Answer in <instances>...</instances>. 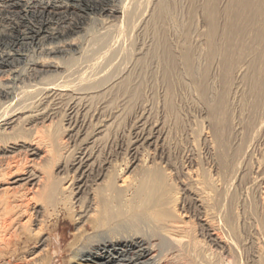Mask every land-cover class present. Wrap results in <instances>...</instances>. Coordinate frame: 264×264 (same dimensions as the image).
<instances>
[{"label": "bare ground", "instance_id": "6f19581e", "mask_svg": "<svg viewBox=\"0 0 264 264\" xmlns=\"http://www.w3.org/2000/svg\"><path fill=\"white\" fill-rule=\"evenodd\" d=\"M181 3L182 0H0V79H7L6 82L0 81V212L4 211L0 217L8 216L10 223L15 222V230H19L22 228L17 225L27 227L26 222L31 217L24 223L20 218L23 219L31 209L35 210L34 222L37 221L39 226L38 230L24 228V232L17 231L18 239L27 236L22 241L25 247H21L16 239L3 240V224L0 227L3 231V234L0 232V264H52L55 241L52 235L59 232L62 220L71 221L74 228L66 248L68 258L65 264H164L166 261L168 264H183V260L187 264H239L249 241L243 237L245 229L253 231L264 241V212L260 216L257 212L256 221H249L246 228V223H242L243 217L234 208L238 199L234 192L232 194L233 188L228 201L229 192L224 193L226 190L221 185L225 180L220 184L219 179L209 177V174H195L179 184L192 196L196 219L207 235L205 239L209 245L194 240L196 235L185 233L187 224L179 212L185 208L187 196L184 199L180 196L183 192L174 183L179 172H174L164 151L158 153L157 159L151 156V152L148 157L133 154L129 175H122L123 168L113 164L110 157L95 156L94 150V154L84 152L85 146L83 153H74V156L66 155L68 157L64 158L60 153L53 154L54 147L57 150L56 145H59V134L54 131L51 112L60 102L91 110L88 108L91 103L99 102L104 106L109 102L110 105V102L127 96L131 100L135 89L147 81L150 69L163 70L161 77L169 85L166 87L170 97L166 101L169 108L173 109L172 85L187 79L193 89L205 97L206 103L202 102L206 108H211L210 122L217 128H227V98L224 91H212L210 74L208 76L211 70L207 67L199 70L201 60L208 63L203 66L219 64L223 69L227 65V71L223 69L225 74L218 70L223 73L222 77L226 76L224 82L233 73L248 82L247 101L253 113L249 125L263 130L264 0L200 2L198 5L202 6L199 9L207 24L201 21L207 31L200 33L203 35L202 39L199 37L203 48H200L199 55L195 54V46L192 45L191 26H187L181 17L185 11ZM180 5L183 11L179 10ZM191 5L185 14L188 20H194L192 16H195ZM222 18L225 21L223 26ZM71 45L76 46L77 51L69 55L67 63L60 64L56 53ZM24 46L30 47L31 51L23 50ZM18 61L23 62L24 67L15 63ZM211 95L213 101L209 99ZM207 103L211 106L207 107ZM81 107H77L78 111ZM154 137L148 133L142 138L143 143L152 145ZM221 146L222 149L227 148L224 143ZM29 161L45 162L38 167L33 164L27 166ZM223 164L221 168H224ZM92 176L96 177L95 182L91 180ZM262 187L260 191L264 195ZM33 200L40 203L37 209L32 204ZM156 231L161 232L163 240L169 238L176 246L163 249L160 243V249ZM256 240L259 239L256 237ZM32 245L33 248L29 249ZM156 252V256H152ZM255 258H252L255 264L262 260L260 256Z\"/></svg>", "mask_w": 264, "mask_h": 264}, {"label": "rangeland", "instance_id": "374dc122", "mask_svg": "<svg viewBox=\"0 0 264 264\" xmlns=\"http://www.w3.org/2000/svg\"><path fill=\"white\" fill-rule=\"evenodd\" d=\"M199 1L204 2V0H192V2L190 0H182L181 5L183 4L184 8L182 7L183 5L182 6L180 5V7H179V10L183 11L182 8L185 10L182 12L181 17L182 18L184 17L183 18V19H185L184 21L186 22V24L188 23L187 26L193 27V28L190 27L189 29H192L191 33L193 32L192 33V45L194 44L195 54H197V55H199L201 52L200 50H202L200 48H203L202 41H201L203 35L200 33H203V31L205 33L207 31L206 30L207 27H204L205 24H207V23L204 20L205 18L203 19V16H204L203 13L200 12L201 10L199 8H201L202 5L201 4L198 5L200 3ZM189 3L192 4V5L191 4L190 5L192 8L193 14L195 15V16H192V19L194 18V20H188V18H187L188 15H185V14H187L186 11L190 8ZM194 4L196 6L198 5V7H195ZM223 7H224V5H223ZM177 13L179 14L181 12L177 11ZM201 20L205 24L202 23ZM221 20L223 21L221 23V26H223L225 24L224 23L225 21L223 18ZM188 21H190V22H188ZM199 37H201V39ZM198 39L201 41L200 43L202 46L200 45ZM3 42H5V41H3ZM234 44H235V41H234ZM24 49L25 50L28 49V51H31L30 47H27V46H24L23 50ZM64 49L65 50L61 49L62 51L60 50L59 52L56 53L57 60L60 64L67 63L69 60V55L74 53L75 51H77L78 48H76V46H74V45H71V46L64 48ZM197 50H199V52ZM202 61H204V60H201L198 63L199 68H200V69L199 68L198 69L199 70H201V69L205 70L207 67L211 70V73H208V76L210 74L209 86H211L210 88H212V91L217 92V93L224 91V93H225L224 95L228 99V100L226 99V103H225V107L227 108V111H228V119L225 122V124L227 123V128H226V126L225 127L223 126L224 129L223 128H217L212 122H210V118L212 121V117H211V114L209 112L211 108L208 106H211V105H208V103H207L208 109L206 108V104L203 103V102H205V100H204L205 97L203 96L204 97V99H203L201 94H199L200 92L199 93L196 92L193 89L191 82L187 79H183L182 82H178V83L176 81V84H174L175 81L172 82L174 84V85H172L174 88V89L172 88V93L174 95V96L172 95L173 96V100H172L173 102L171 101L173 103V109L169 108L167 106V102H166L167 99L170 98L167 95L168 93H166V89H167L166 87H168L169 85L165 81L164 77H161V75L163 73H160V72H163V70L162 71L160 70V72H159L158 69H152V71L150 69V73L147 76V81L145 82V84H143V86L141 85L140 88L137 87L135 89V95L131 97V100H129L130 96H127L128 99H127V97L126 98L120 97V99H119L120 101H117L118 99L114 100L115 102L113 101L112 102L113 104L110 102V105L108 104L109 102L104 104V106H102L99 102H98V104L101 106H99L98 104H95V103L94 104L91 103L90 107H88V108H91V110L85 109V108L81 107L80 105L76 106V107H74V106L70 107L68 102L63 101V103H65V105L62 102H60L59 103L60 105L58 104L53 109V111L51 112V114H53V116H54V117L51 116V121H53V123H54V128H55L54 131L58 132V134H59L58 140H61L63 138V140H62L63 142L57 140V142H58L57 144H59V145H56L57 150L54 147L53 150H55V151L53 154L60 153L61 156L63 155L64 158H66L68 156L70 157L71 155L74 156L75 155L74 153H76V154L83 153V150L85 149L84 152H87L89 154L95 153V156H99L100 158L104 157L103 159L110 157L111 159L110 158L109 159L112 161L113 164H115V165L118 164L117 165L118 167H121V169L123 168L122 175H125V174L129 175L130 174V173L128 174V171H129L128 168L131 165V160L134 158V156L131 157L133 154L138 155L140 153L139 157H141V156L148 157V153H149V156L152 153L154 156L152 154H151V156L154 157L155 159H157V158H159V157H157L158 153H163V151H164L163 154L165 157H167L168 161H170L172 163V168L174 169V172H177V173L179 172L178 174H176V179H175L174 183L176 185V188L178 187L179 191L183 192V193H180L181 194L180 196H182L183 199L187 196L184 199V202L186 203L187 206L185 205V208L179 212L180 216L182 215L181 216L182 219L184 218L185 220L184 219L183 220L188 225V226L187 225L185 226L186 227L185 233L188 232L187 234L192 235L194 237L196 235L197 238L196 237L195 238L192 237V238L196 241L201 240L200 242L203 244V242L204 243L207 242L206 239L208 237L205 234V232L203 230H201L202 227L199 225V221L196 219L195 209H194L195 205H194V202L192 201V196L189 194L190 193L189 191L184 192L180 188L179 184L182 181H184L186 178H188L189 176L194 177L195 174H197V175H206L207 174V176L209 174V177H215V179H219L220 184H221V182H223L225 180V183L223 182V184H221L224 186V189L226 190L224 193L229 192V193H227V197H228V195L230 196L231 189L233 188L232 194L234 192L235 198L237 196V199H238V200H235L236 204L234 203V206H236L237 208L236 207H234V208H235V210L237 209L236 211L240 214V216L243 217L242 223H246V228H248L247 226L250 225V222L256 221L255 218L257 217V215L260 216L264 212L263 211L264 210L263 209L264 208V206H263V200L264 199L262 200V198H264V195H262V191H260V189L263 188L262 186H264V185H262V183H264V175H263V173H264V167H263V164H264V160H263L264 159V132H262V131H264V127H263V130L262 129L259 130V129H256L255 127L253 129V127L251 125H249L250 121L252 120L250 117L253 116V113H252V109L248 105V101H247L248 100V93H249L248 90L250 89V85L248 84V82L247 81L245 82L240 75H237L234 73H233V75L235 77L232 75V76H230L231 79L230 78L228 79L230 83L228 82V80L226 82H224V80L226 79V76L225 77H222V76H223V73L225 74V71H227V69H226L227 65L223 66L224 67L223 69H225V71H224L222 68H220L221 66L219 67V64L218 65L215 64V66L212 65L213 67L208 66V65L203 66V65L208 64V63H206V61H204V62H202ZM233 61H235V60H233ZM235 62H237V61H235ZM15 63L20 67H24L23 62H21V61H18ZM201 64H202V66L200 67ZM216 65L218 66V68ZM231 65H233V64H231ZM242 65H244V64H242ZM210 67H212V68H210ZM228 67H229L228 69H230V64ZM195 68H197V67H195ZM218 70H221V72L223 71V73H221L219 71L220 72V74H219ZM215 76L216 77L218 76V77L216 78ZM223 78H225V79L223 80ZM163 79H164L165 83H164ZM221 79H222V81H221ZM5 80L7 81L6 78L0 79L1 82H6ZM183 82H184V84H182ZM218 87H220V88H218ZM221 88H222V90H221ZM214 90H216V91H214ZM133 94H134V92H133ZM234 95H235V97H234ZM199 96H201V100H200ZM212 96L213 95H211L209 98V99H212L211 101H213V99H214V97H212ZM202 100H203V102H202ZM209 102H210V100H209ZM96 105H98V106H96ZM105 105H106V108H105ZM77 107H81V108H79V111H78ZM96 107H97V109H96ZM73 109H74V111H73ZM81 109H82V111H81ZM76 111H78L81 114H79ZM84 111H85V113H84ZM92 111L95 113V115H93L94 113ZM87 112L89 113L88 114L89 116H87V114H86ZM145 112H147V113H145ZM241 113H242V115H241ZM83 115H84V117H83ZM249 115H251V116H249ZM85 116L87 117V119ZM224 119H225V117H224ZM85 123H86V125H85ZM143 123L145 124V126ZM146 126L148 129L146 128ZM153 126H154V130H153ZM103 127H105V128H103ZM208 128L210 129V131ZM102 129L103 130L106 129V130L103 131ZM143 129H144V132H143ZM252 129H253V131H252ZM56 130H58V131H56ZM78 130H80V131H78ZM248 130H249V132H250V130L252 132H254L256 134V138H255V135L253 133H252L253 135L251 134V132L249 135ZM256 130H257V133L255 132ZM71 132H73L74 134ZM80 132H82V133H80ZM75 133L76 134L78 133L77 134L78 136ZM141 133H142V135H141ZM148 133L155 136L153 139V142H155V143H153L152 145L143 143L144 141L142 140V138L144 136L146 137L148 135ZM160 133L161 134L163 133V134L161 135ZM214 133H217V134L214 135ZM242 133H244V134L242 135ZM82 135L83 136L85 135L88 139L85 136L83 137ZM90 137H92L93 139ZM159 137H161V138H159ZM258 137H260V138H258ZM84 138H86L85 139L86 141L83 140ZM214 138H216V142H215ZM137 139L139 142L137 141ZM157 140H159V142ZM219 140H220V142H219ZM88 141H90L91 144ZM222 141H225V142H222ZM48 143H51V142L48 141ZM60 143H61V145H60ZM217 143H218V145H217ZM223 143H224V146L227 148L223 147L224 149H222L221 145ZM143 144L144 145L146 144L147 146L145 145V147H144ZM64 146H66V147H64ZM92 146H94V147H92ZM58 147H60L61 149ZM83 147H84V149H83ZM138 148H141V149H138ZM143 148H145V149L147 148V149L145 150ZM148 148L149 149L151 148L150 151ZM154 148H155V150H154ZM225 149L226 150L228 149V150L226 151ZM247 149H249V151ZM59 150H61V151H59ZM228 151H229V153H227ZM217 152L219 155L217 154ZM230 152H231V155H230ZM243 153H244V155H243ZM60 154H57V155L60 156ZM127 154H128V156H127ZM227 154H229V155H227ZM66 155H68V156H66ZM219 156H220V158H219ZM221 158L224 159V161L221 160ZM44 162L45 161H38V162L33 163V162L29 161L27 163V166H32V164H33V166L41 167V165H43ZM222 164H223L224 168H221ZM237 164H238V167H237ZM260 166L263 168H261ZM57 167H58V164L55 166V168H57ZM218 167H220V168L218 169ZM55 168H54V170H55ZM202 170L205 172H203ZM190 171H191V173H190ZM224 171H226V172H224ZM185 174L186 175L188 174V175L186 176ZM219 175L222 177L225 175L224 177L227 176L229 179H226L227 177L225 179H224V177L223 178L218 177ZM94 177L92 176L91 180H93L95 182L96 177L95 178ZM251 178H253V179H251ZM230 179L232 180L233 183L231 182ZM254 179H255V181H254ZM93 181H91L92 185L94 183ZM227 181H229L228 182L229 185H226ZM225 185L228 186V188L230 190L227 191L228 188L226 189ZM254 185H255V187H254ZM178 189H177V191H178ZM188 196H190V199H188L189 198ZM224 198H226V197H224ZM229 198L230 197H228L227 200ZM188 200H190L191 203ZM227 200L225 199V201H227ZM71 201L73 202V199H71ZM225 201L223 200V202H225ZM34 202H35V200H33L32 204L37 209L38 206H40V203L36 204V202H35V204H36L35 205ZM256 203H257V205H256ZM226 204L229 205V202L228 203L226 202ZM248 208H250V209H248ZM34 211H31V209H30L26 215H23V219H22V217L20 218L21 222L24 223L28 220V217H31V218H29L30 221L28 220V222H26L27 227H24V228H26V230H29V229L38 230L39 226L36 223L37 221L34 222V220L36 219L35 218L36 215H35V213H33ZM245 211L247 213H245ZM257 212L259 214L255 215ZM3 213H4V211L0 212V214H3ZM248 215H249V217H248ZM7 217L8 216L0 217V219H1L0 220V225H1L0 227H2V225L4 224L3 227L1 228L5 232L3 237H2V238H4L3 240H9V239L15 240L16 239V240H18L17 242H18L19 246L25 247V244L22 243V241H23V239H26L27 236L23 235V236H21V239L20 238L18 239V233H17V231L18 232L19 231L24 232L25 229L23 227H20V225H17L18 228H22V229L15 230L16 229V228H14L15 222L12 221V223H10V221L8 220ZM40 219H38V220H40ZM5 222H6V224H5ZM39 225H40V222H39ZM51 225L54 226L55 224L52 222ZM73 229L74 228H73V224L71 223V221L62 220L60 223L59 232L52 235L53 238L55 239L54 246H53V254H52L54 256V261L52 264H65V261H67L68 254L66 252V248L68 247V244L72 239ZM6 230H7V232H6ZM32 230H30V231H32ZM245 230H246L245 232H247V233L244 232L245 235L243 233V237L245 240H249V241L246 242L247 243L246 245H248V246L246 247L247 250L245 251L244 255H242L243 257H241V260H240L241 264H243L244 262H245L244 264H252V262H253V264H255L254 262L256 260V258H255L256 256H260L262 259L260 262L257 261L256 264H258V263L264 264V251L262 250L264 248V241L262 239H260L257 235L255 236V233L253 231L249 232V230H247V229H245ZM3 231H0V232H2L1 234H3ZM189 231H192V232L189 233ZM156 232L158 233V231H156ZM252 232L254 233L255 237L253 236ZM248 233H250V234H248ZM14 235H16V238ZM160 235L162 236V238L160 237ZM158 236L160 239L158 238L156 240V242H159V245L161 243V245L163 246V249H167V248L171 249L172 246L173 247L176 246V245H174L173 240H170L169 238L167 240L166 239L167 237H165V236H164L165 237L164 239H166L167 241L163 240V235L161 234V232L158 233ZM256 237L259 240H256ZM203 239L206 241H204ZM170 241H171V243H169ZM208 241H209V239H208ZM162 242L164 244H162ZM254 242L256 244H253ZM30 243H32V241ZM260 243H261V245H260ZM168 244L170 247L169 246L167 247ZM206 244L209 245L208 242ZM251 244H252V246L256 245V246H254L255 248L250 246ZM161 245H160V249L162 248ZM32 248H33V245L29 247V249H32ZM259 248H261V250L263 251L262 253H261V250ZM29 249H28V251H29ZM258 252H259V255L256 254ZM156 254H157V252L154 253L152 256H156ZM261 254L263 256H261ZM252 258H254L255 260ZM242 259H243V261H242ZM183 261H182L183 264H184V262L186 263V261H184V262ZM166 262L164 264H168V262L167 263ZM240 262H238V263L240 264ZM248 262H250V263H248Z\"/></svg>", "mask_w": 264, "mask_h": 264}]
</instances>
